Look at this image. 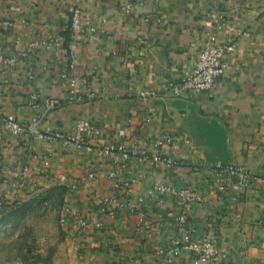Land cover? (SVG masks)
Returning <instances> with one entry per match:
<instances>
[{
	"label": "crops",
	"instance_id": "obj_1",
	"mask_svg": "<svg viewBox=\"0 0 264 264\" xmlns=\"http://www.w3.org/2000/svg\"><path fill=\"white\" fill-rule=\"evenodd\" d=\"M127 1L0 0V56L19 53L34 39L52 40L51 46L20 56L15 69L2 72L0 66V184L6 169L26 167L27 182L38 178L40 185L67 188L72 214L100 216L104 228L78 240L85 264H194L185 249L168 256L159 251L179 233L177 216L186 209L191 226L217 228L222 264H264V0H154L126 14L121 7ZM72 6L89 20L81 34L71 30ZM4 19L9 23L2 24ZM232 28L249 35L237 37L213 89L180 95L164 90L167 81L191 72L206 43L227 42ZM146 89L157 94L142 100L138 93ZM73 91L93 96L55 108L44 104L45 98ZM5 116L37 121L40 130H72L77 120L88 119L101 127L102 137L91 140V148H64L35 134L11 132ZM162 133L173 141L156 146ZM105 141L187 162L138 168L134 156L127 161L130 170L141 173L129 200L143 197V222L119 204L101 203L111 191L107 170L120 159L119 150L99 154ZM33 153L38 157L28 156ZM217 162L248 167L251 186L240 193L219 190L223 178L214 171ZM91 171L97 177L84 179ZM156 181L192 185L200 201L189 206L179 197L159 201L151 189ZM30 190L4 194L12 201Z\"/></svg>",
	"mask_w": 264,
	"mask_h": 264
},
{
	"label": "built area",
	"instance_id": "obj_2",
	"mask_svg": "<svg viewBox=\"0 0 264 264\" xmlns=\"http://www.w3.org/2000/svg\"><path fill=\"white\" fill-rule=\"evenodd\" d=\"M154 0H130L125 2L121 10L128 14L137 6L144 2ZM70 16V26L74 34L83 33L89 26L83 11L79 6H72ZM104 21V19H102ZM2 24H8L9 20L4 19ZM234 28H232V31ZM241 34L249 35L248 31L234 32L230 39L223 44L206 43L198 54V57L193 63V68L190 73L181 76L176 80H169L163 84V88L173 95H180L186 92H205L210 91L215 86L216 82L224 75L226 70L225 56L234 51L237 45V37ZM52 44L50 39H34L28 43L25 50L17 52L9 56H0V66L2 72H9L15 69L17 60L20 56H26L30 52H34L41 47H49ZM73 66V63H71ZM33 70L29 68L27 74L33 75ZM65 77L66 74H63ZM157 94L156 90L146 89L138 93L142 100H147ZM34 100L38 98L37 94L31 95ZM93 96L92 93H76L72 92L63 96H54L45 98L44 104L48 108H55L66 102H81ZM5 128L15 134H35L38 138L48 141L59 142L64 148H91V140L102 137V129L99 125L88 119L77 120L72 130H65L60 127L40 130L37 121H19L13 117H4ZM120 136L124 135L123 130H119ZM173 136L168 133H162L155 138L156 146H162L165 143H171ZM98 151L101 156H110L116 151H120V159L113 160V166L107 170V176L112 181L111 191L101 199L104 206L121 205L127 210L136 213L140 222L146 218V213L143 209L144 199L138 197L136 201L129 200V194L135 184L141 179L140 171L130 170L127 166V161L134 156L137 162L136 166L140 168L144 164L151 166L161 165L166 168L185 166L187 162L180 157L173 156L166 152H149L146 149H140L138 152L130 151L123 148L116 141H105L98 145ZM34 158L38 157L37 153H33ZM25 168L12 167L4 171L3 178L0 184V209L4 208L7 203L5 189L15 192H22L27 188H35L40 186L38 178H32L29 182L25 179ZM215 173L223 178V181L218 185L219 190H231L235 193H240L249 188L254 180L252 171L241 164L233 162H217L214 165ZM98 175L97 172H88L84 179H94ZM72 187L76 184L72 183ZM152 192L159 201L164 200L168 196L181 198L186 205H190L200 201V197L196 189L192 185L178 187L171 183L156 181L152 186ZM61 222L68 223L70 220L75 222L80 231L87 232L92 229H103L104 220L97 214L83 215L80 213L72 214L69 205H65L60 218ZM179 233L171 238L170 245L165 249H160L162 254L176 255L182 250H187L191 253L194 264H222L221 250L218 245V230L211 223H205L201 227L191 226L189 223L188 210L181 212L177 216ZM144 226V225H142ZM135 264V263H129Z\"/></svg>",
	"mask_w": 264,
	"mask_h": 264
},
{
	"label": "rangeland",
	"instance_id": "obj_3",
	"mask_svg": "<svg viewBox=\"0 0 264 264\" xmlns=\"http://www.w3.org/2000/svg\"><path fill=\"white\" fill-rule=\"evenodd\" d=\"M64 188L40 185L0 209V264H85L78 244L85 233L60 220Z\"/></svg>",
	"mask_w": 264,
	"mask_h": 264
},
{
	"label": "trees",
	"instance_id": "obj_4",
	"mask_svg": "<svg viewBox=\"0 0 264 264\" xmlns=\"http://www.w3.org/2000/svg\"><path fill=\"white\" fill-rule=\"evenodd\" d=\"M66 37H68V35H66ZM60 186H62V185H60ZM62 187L64 188L65 186H62ZM64 189H67V188L65 187ZM7 203H8V201H7ZM4 207H5V205H4Z\"/></svg>",
	"mask_w": 264,
	"mask_h": 264
}]
</instances>
